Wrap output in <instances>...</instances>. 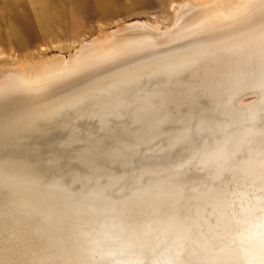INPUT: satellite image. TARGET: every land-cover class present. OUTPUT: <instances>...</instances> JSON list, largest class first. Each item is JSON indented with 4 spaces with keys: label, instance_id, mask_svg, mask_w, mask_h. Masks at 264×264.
Segmentation results:
<instances>
[{
    "label": "bare ground",
    "instance_id": "1",
    "mask_svg": "<svg viewBox=\"0 0 264 264\" xmlns=\"http://www.w3.org/2000/svg\"><path fill=\"white\" fill-rule=\"evenodd\" d=\"M3 1L38 51L64 48L92 5ZM182 6L165 33L198 32L114 55L163 33L125 25L0 87V264H264V0ZM89 50L107 59L89 67Z\"/></svg>",
    "mask_w": 264,
    "mask_h": 264
},
{
    "label": "rangeland",
    "instance_id": "2",
    "mask_svg": "<svg viewBox=\"0 0 264 264\" xmlns=\"http://www.w3.org/2000/svg\"><path fill=\"white\" fill-rule=\"evenodd\" d=\"M107 9H103L100 3H94L82 7L80 14L83 16L82 25L88 26L80 27L72 33L73 37L64 38V48L54 49H42L30 50L25 49L18 38L10 34L9 29L16 27L18 31H23L22 27L17 22V14L14 9L3 0H0V44L2 49L6 53L5 57L0 58V87H8L16 81L13 75L20 72V69L27 65L29 61L35 62L42 59V57H48L55 53L60 52L63 59L70 60L72 57H76V48L81 44H90L94 38L98 35L110 33L115 30H119L118 27L132 26L133 23H147L163 33L160 36H147L141 38L125 39L123 42H119L116 47L113 48L114 55H120L134 50H138L143 46H155L165 45L173 40L184 38L191 33L198 32L197 25L191 24L187 27L180 28L177 31L165 33V29L171 28L174 25L176 19L180 15V9L182 5L196 0H106ZM200 1V0H197ZM94 10L98 11V14L94 13ZM80 24V25H81ZM93 27L91 28V26ZM126 25V26H125ZM103 26V28H101ZM80 27V28H79ZM90 31V33L88 32ZM11 38V39H9ZM9 39V40H7ZM92 39V40H91ZM81 48H78L79 51ZM108 50L106 53H97L94 50H89L86 54L79 55L80 59L85 62L89 67L97 66L99 63L104 62L107 59ZM75 59V58H74ZM47 81L54 84H61L69 81L71 75L69 70L62 68L57 71H52L46 75ZM258 94L249 93L242 96L239 99V104H250L258 100Z\"/></svg>",
    "mask_w": 264,
    "mask_h": 264
},
{
    "label": "water",
    "instance_id": "3",
    "mask_svg": "<svg viewBox=\"0 0 264 264\" xmlns=\"http://www.w3.org/2000/svg\"><path fill=\"white\" fill-rule=\"evenodd\" d=\"M247 94H249V93H247ZM244 95H246V94H244ZM244 95H243V96H244ZM241 97H242V96H241ZM256 101H257V100H256ZM256 101H254V102H252V103H250V104H246V105H250V106H251V105H252L253 103H255Z\"/></svg>",
    "mask_w": 264,
    "mask_h": 264
}]
</instances>
